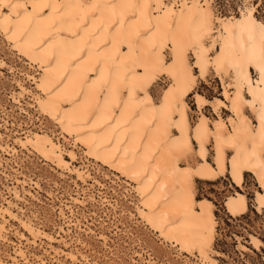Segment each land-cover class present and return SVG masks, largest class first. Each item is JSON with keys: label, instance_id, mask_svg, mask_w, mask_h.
<instances>
[{"label": "bare ground", "instance_id": "6f19581e", "mask_svg": "<svg viewBox=\"0 0 264 264\" xmlns=\"http://www.w3.org/2000/svg\"><path fill=\"white\" fill-rule=\"evenodd\" d=\"M246 1L237 16L224 17L215 12L212 0H0V37L37 72L28 74L37 92L20 83L13 102L32 96L37 112L57 125L64 140L127 180L137 196L140 221L200 264H219L221 254L214 249V204L196 197V179L228 177L241 188L247 171L264 189V21ZM210 74L219 80L222 98L209 100L196 92L198 82ZM157 79L167 82L159 102L149 92ZM190 95L196 105L194 124L186 101ZM206 106L215 118L204 113ZM221 108L229 112L227 118L220 115ZM54 138L39 128L14 139L83 184L92 180V185L103 186L84 166L64 163V153L71 159L77 155L66 153ZM3 145L5 154L16 153ZM15 182L28 185L26 179ZM17 185L8 189L16 201L22 200ZM4 199L0 240L8 238L6 216L27 231L30 245L55 239L17 216L12 201ZM100 200L114 207L106 196ZM254 201L263 214L264 191L257 190ZM71 202L85 201L77 194ZM224 207L229 216L241 217L248 212L247 198L235 189ZM59 208L68 226L61 227L63 233L71 226L82 230L72 205ZM235 237L239 250H248L243 237ZM245 242L256 250L264 247L254 234ZM18 244L7 258L1 256L0 264H34ZM67 252L63 256L72 264L99 263ZM35 258L36 264H63L54 256L49 263Z\"/></svg>", "mask_w": 264, "mask_h": 264}, {"label": "rangeland", "instance_id": "374dc122", "mask_svg": "<svg viewBox=\"0 0 264 264\" xmlns=\"http://www.w3.org/2000/svg\"><path fill=\"white\" fill-rule=\"evenodd\" d=\"M245 1L212 0V6L218 15L224 17L237 16ZM246 2L255 5L256 16L264 21V0ZM1 60L4 64L3 66L0 65V133L2 134L0 145H10L16 150V153L7 155L0 149V204L4 203V198L9 199L15 206L11 209L17 213V216L23 220L27 217L25 220H31L33 226L45 234H49V236L52 235L55 239L51 241L42 239L37 241V245H30L31 243L26 241V237L29 241L31 240L27 231L16 219L6 216L5 227L7 229L6 238H8L4 241L0 240V258L1 256L4 259L7 258L6 256L12 254L15 245L19 243L18 245L26 250L34 264H36V255L41 256L48 263L51 261L50 258L54 256L55 258L58 257L57 259L63 264H72L63 256L67 251L75 253L79 259L81 258L79 254H82L90 261L99 262L98 264H146L147 259L152 260L151 263L153 264H200L193 255H187L169 243L163 242L153 230L141 222L135 210L137 196L131 190V186L126 183L127 180L124 177H118L107 166L87 158L80 146L73 147L69 140H64L57 125L50 118L37 112L32 96L26 95L22 98V105L13 102L11 96L17 95L20 91V83L31 92H37L35 85L28 77V74L37 76V72L25 59L11 50L0 37ZM166 88L165 79H157L150 87L149 92L154 100L159 102ZM195 90L209 100L214 97L222 98L220 82L212 74L206 80H200ZM186 101L189 105V119L194 124L197 115L192 95L188 96ZM220 110V115L222 114L223 118H227L229 112L222 108ZM203 111L210 118L216 116L209 106H206ZM39 128L48 132L53 138L55 137V141L58 139L63 144L66 153L72 150L77 155L75 159H71L68 153H64V163L69 164V167L73 166V168H83L84 166L89 169L93 179L98 180L103 186L92 185V180L88 181V184H83L67 169L57 165L54 161L52 163L32 149L30 151L23 149L15 142V139L19 137L23 139L28 130L37 131ZM193 158L194 155L188 157V161L194 162ZM186 163L187 161L182 164ZM16 178L26 179L28 185L26 184L24 187L17 185ZM245 181L243 189L231 186L228 177L218 178L214 181L200 179L195 181L196 197L208 198L216 205L214 213L218 226L214 249L221 254L220 257H216L219 264H264V247L256 250L245 242L248 239V234H254L264 243V212L259 214L252 207L241 217L233 218L227 214L224 207L225 197L235 189L246 193L249 191L246 183L248 181L254 182V180L245 174ZM34 182H37L39 186L35 187ZM12 185H17L22 200L16 201L17 199L10 193L11 191L8 189ZM250 187L252 191L257 190L253 184ZM82 189L86 192H84L85 195ZM77 194L79 198L84 199L83 205L71 202V197H77ZM90 195H94V199H91ZM101 196H106L114 207L106 203L102 204ZM247 196L253 198L252 195L247 194ZM63 203L72 205L77 217L81 220L82 230L71 226L68 233L61 231V227L68 228L66 220L58 211L59 207H64ZM65 212L69 215L67 210ZM122 230L123 232H121ZM236 235L243 237L242 242L248 250L244 252L239 250ZM104 236L105 239L102 238ZM63 237L64 239H62ZM77 238L80 241L77 242ZM55 250L59 254H56ZM139 253L143 259L138 256Z\"/></svg>", "mask_w": 264, "mask_h": 264}, {"label": "crops", "instance_id": "0c3cea01", "mask_svg": "<svg viewBox=\"0 0 264 264\" xmlns=\"http://www.w3.org/2000/svg\"><path fill=\"white\" fill-rule=\"evenodd\" d=\"M245 174H247L249 177H252L253 178V180L255 179L254 178V176L251 174V173H249V172H247V171H245V173H244V178H243V182H242V185H241V188L243 189V184H245ZM219 178H223V177H219ZM224 178H226V177H224ZM200 180H203V179H200ZM205 180V179H204ZM208 181H210V180H208ZM229 181H230V179H229ZM257 181H256V179L254 180V182H250V181H248L247 183H246V186L249 188V191H247V193L246 192H242V193H244V195L246 196V198H247V210L249 211V209L250 208H252V207H254L255 206V192L258 190V191H260V192H263L264 191V189H262L260 186H259V184L258 183H256ZM251 184H253L256 188H257V190L255 191H252L251 190V187H250V185ZM230 185L231 186H235V187H239V186H237L234 182H230ZM240 188V187H239ZM240 188V189H241ZM247 194H249V195H252L253 196V198H249L248 196H247ZM208 199V198H207ZM251 199V200H250ZM208 200H210V199H208ZM225 200V199H224ZM212 203H213V201L212 200H210ZM214 204V203H213ZM251 206V207H250ZM255 208V207H254ZM215 209H216V205L214 204V211H215Z\"/></svg>", "mask_w": 264, "mask_h": 264}]
</instances>
